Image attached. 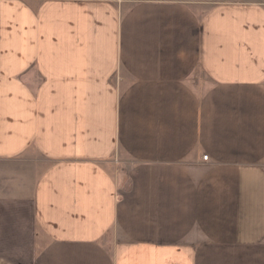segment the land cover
<instances>
[{
    "label": "crops",
    "instance_id": "obj_1",
    "mask_svg": "<svg viewBox=\"0 0 264 264\" xmlns=\"http://www.w3.org/2000/svg\"><path fill=\"white\" fill-rule=\"evenodd\" d=\"M0 264H264V0H0Z\"/></svg>",
    "mask_w": 264,
    "mask_h": 264
},
{
    "label": "built area",
    "instance_id": "obj_2",
    "mask_svg": "<svg viewBox=\"0 0 264 264\" xmlns=\"http://www.w3.org/2000/svg\"><path fill=\"white\" fill-rule=\"evenodd\" d=\"M202 159L203 160H207L208 159V155H204Z\"/></svg>",
    "mask_w": 264,
    "mask_h": 264
}]
</instances>
